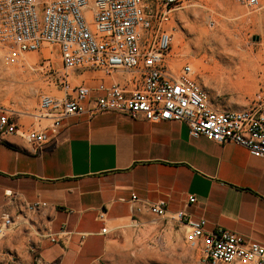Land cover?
<instances>
[{"label": "built area", "instance_id": "1", "mask_svg": "<svg viewBox=\"0 0 264 264\" xmlns=\"http://www.w3.org/2000/svg\"><path fill=\"white\" fill-rule=\"evenodd\" d=\"M181 0H0V52L5 66L16 65L26 53L44 44L57 46L61 68H47L55 91L38 97L36 121L27 125L13 119V110L0 106V140L17 134L40 149L49 141L45 129L56 132L62 119L86 113L119 112L131 119L150 122H184L191 137L203 136L213 143L233 142L249 154L264 159V102L241 109H216L197 80L191 63L168 66L175 27L174 13ZM248 10L262 7V0H241ZM90 12V21L86 13ZM48 62V57L46 58ZM98 71L91 87L73 81V72ZM47 121L42 124L41 121ZM12 212L0 215V238L25 225L39 239L65 246L72 231L52 233L31 224V217L47 206L44 201H23L5 190ZM190 196L188 202H193ZM129 204L138 215H151L184 228V241L199 253L203 264H264V246L234 231L206 229L204 218L193 219L184 209L169 210L162 199L150 201L132 194ZM102 218V213H99ZM141 223V222H140ZM101 232H108L103 227ZM83 236V234H81ZM6 259L16 264L9 251Z\"/></svg>", "mask_w": 264, "mask_h": 264}, {"label": "crops", "instance_id": "2", "mask_svg": "<svg viewBox=\"0 0 264 264\" xmlns=\"http://www.w3.org/2000/svg\"><path fill=\"white\" fill-rule=\"evenodd\" d=\"M79 73L76 80L91 87L101 76ZM45 131L49 141L40 149L17 134L0 140V215L13 210L4 195L11 190L23 201L47 203L31 217L34 227L73 233L61 246L26 225L13 229L0 238V264H10L7 251L16 264L103 263L114 247L109 227L133 216L132 194L162 199L169 210L204 218L206 229L225 228L264 246V159L242 145L191 137L184 122L119 112L72 115L56 132ZM181 242L179 233L169 247Z\"/></svg>", "mask_w": 264, "mask_h": 264}, {"label": "rangeland", "instance_id": "3", "mask_svg": "<svg viewBox=\"0 0 264 264\" xmlns=\"http://www.w3.org/2000/svg\"><path fill=\"white\" fill-rule=\"evenodd\" d=\"M143 1L149 7L155 2ZM262 2L261 8L248 10L241 0H181L174 13V38L166 60L170 58L177 64L176 68L191 63L198 83L216 109H241L264 102V61L258 67L252 62L239 76L231 70L229 77L220 74L215 65L224 57L218 54L222 50L227 53L247 51L251 57L264 51V0ZM218 20L239 23L219 27ZM204 29L217 34L223 32L226 37L221 45H217L204 38ZM49 49L50 46L44 44L37 51L27 53L25 61L10 67L4 65L0 52V106L13 110V119L19 124L34 121L29 115L39 111V94L55 91L54 79L47 77L45 65L48 63L50 68L59 70V51L57 46L53 47L52 56L47 52ZM29 54L35 57L31 63L26 59ZM79 72L81 70L73 72V81L81 76L83 79ZM41 123L44 125L47 121ZM140 222L128 220L109 227L114 247L101 264H203L199 261L198 251L184 241L181 225L146 214ZM179 233L182 235L180 248L169 247L175 236L179 239Z\"/></svg>", "mask_w": 264, "mask_h": 264}, {"label": "bare ground", "instance_id": "4", "mask_svg": "<svg viewBox=\"0 0 264 264\" xmlns=\"http://www.w3.org/2000/svg\"><path fill=\"white\" fill-rule=\"evenodd\" d=\"M86 17H87V20L90 21V12L86 13ZM216 23L219 27H225L227 24H231L234 26V25H237L239 22L234 21V20L229 21V22L218 20ZM203 35L205 36L204 38L206 40L213 41L217 45H221V43L223 42V40L226 37V35L223 32L221 34H217L215 32H210V31L205 30V29L203 30ZM218 54L221 57L222 56H224V57L221 59V63L216 62L215 65L221 71L220 74H226L227 77L230 76L231 70L236 72L237 76H239L242 73H244V71L246 70V67L248 65H250L252 62H255L256 63L255 65H257V67H258V66H260L259 65L260 62L264 61V51H261V52L258 51V53L252 55V57L250 56V52H247V51L245 52V51H241V50H233V51H230L228 53L225 52V50H222L221 52H218ZM25 55L23 56V61H25ZM26 59H27V62L31 63L35 60V57L32 54H29L26 56ZM166 61H167V64L170 68L176 69L177 64H175V62L170 60V58L167 59ZM263 74H264V72H263ZM78 81L79 80H76V78H74V82H78ZM33 115H37V113H31L29 115V117L33 118L34 117Z\"/></svg>", "mask_w": 264, "mask_h": 264}]
</instances>
